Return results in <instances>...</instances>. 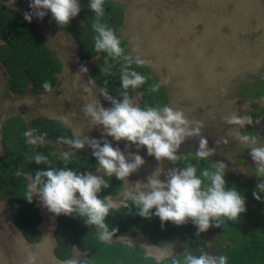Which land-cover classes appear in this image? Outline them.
Segmentation results:
<instances>
[{"label": "rangeland", "instance_id": "1", "mask_svg": "<svg viewBox=\"0 0 264 264\" xmlns=\"http://www.w3.org/2000/svg\"><path fill=\"white\" fill-rule=\"evenodd\" d=\"M113 1L120 4L125 12L120 33L128 41L130 60L140 57L146 61L166 90L167 105L181 110L190 126L199 122L200 134L189 136L181 143L177 149L178 159L174 162L167 159L157 161L147 154L143 146L138 148L135 144L115 141L103 135L102 127L93 125L82 110L84 104L97 99L103 107L111 106L91 76L96 60L82 65L74 39L54 28L51 13L47 12L43 18L33 16L32 20L37 22L49 48L62 61L63 71L58 85L47 93L13 94L0 64V154L3 152L2 137L8 119L20 116L30 123L34 117H46L66 123L74 137L95 138L101 142L106 139L113 147H119L126 157L129 153H136L143 158L144 164L129 175L128 182L124 180L120 194L109 197L117 203L125 190H130L138 181L146 183L153 172L161 171L160 179L164 180L169 170L183 168L182 163L190 158L187 152L198 149L201 138L206 139L209 149H213L208 159L212 163H224L226 175L247 179L255 177L256 165L250 150L240 143L236 132L246 134L245 130H253L256 134L247 135H254L264 143V117L252 119V124L244 128L228 121L233 115H248L246 110L253 103H264L263 100H251L239 94L241 85L264 73V0ZM29 4L30 0H19L9 5L18 10L24 19V13L31 11ZM82 66L87 68L86 73L80 71ZM140 100L141 94L137 92L132 101L138 105ZM60 148L68 155L78 150L70 145ZM80 150L88 158L93 157L87 144ZM184 150L188 151L181 153ZM93 174L104 175L102 169ZM35 198L43 217L39 227L42 237L36 244L27 242L12 221L8 201H0V264H28L30 256L35 257V264H64L54 253L57 215L43 206L38 197ZM187 222L193 224L191 220ZM200 235L204 238L205 252L219 254V248L216 249L218 236L212 226ZM110 241L143 246L148 256L155 252L154 247H172L175 256L181 255L185 248L192 251L182 237H175L164 246L153 244L142 233L135 238ZM85 256L84 252L75 249L71 259L77 257L80 260Z\"/></svg>", "mask_w": 264, "mask_h": 264}, {"label": "trees", "instance_id": "2", "mask_svg": "<svg viewBox=\"0 0 264 264\" xmlns=\"http://www.w3.org/2000/svg\"><path fill=\"white\" fill-rule=\"evenodd\" d=\"M19 0H0V64L7 75L8 87L13 94L31 92L40 95L51 91L59 83V75L63 71L62 61L52 52L39 30L36 21L30 23L23 19L22 14L9 4ZM88 0H81V10L72 18L68 25L59 26L51 16V24L57 30L69 34L75 41L79 51V60L87 65L96 60L92 70V79L101 89L120 99L127 92L131 100L135 94H141L140 107H160L167 105L168 99L164 86L158 81L147 64L137 65L130 60L128 41L120 33L125 12L120 4L113 0H104V14L99 22L111 27L120 38L123 55L112 58L105 52L94 48L93 37L96 35L92 24L97 18L87 8ZM127 67L145 77V82L139 87L127 90L120 85L122 70ZM50 84L45 89L43 84ZM156 91L153 87L157 86ZM240 97L264 101V73L241 85ZM252 119L264 117V103H253L246 110ZM31 130L32 137H37L36 143H30L25 132ZM246 134L255 133L245 130ZM256 134V133H255ZM58 137H74L70 127L59 120L46 117H34L27 122L24 117L14 116L8 119L2 137L3 152L0 154V201L7 200L10 205L14 224L23 234L27 242L36 244L41 240L39 229L43 217L35 197L28 201L26 184L28 178L38 169L45 167H69L78 172H95L99 169L94 157L88 158L86 153L76 150L63 157L61 147L69 145L58 142ZM41 153L48 157L47 162L36 164L33 157ZM189 161L182 167L192 164L197 167L198 174L203 170H211L212 162L189 155ZM255 168V167H254ZM255 171V169H254ZM19 173V174H18ZM104 176L108 188L98 194L100 198L116 197L120 194L124 180L115 176ZM226 187H235L245 197L246 211L237 220L212 226L218 236L219 254L228 257V264H264V194L257 201L252 192L256 185L262 182L257 176L247 179L232 174L224 176ZM84 217L60 214L56 217L54 237L56 246L54 253L58 260L67 261L73 256L75 249L86 254L78 264H157L152 256L140 245H128L120 242L100 241L96 228L84 223ZM109 228L115 227V238H135L142 233L157 246L172 242L175 237H182L191 246L194 254L199 255L204 250V238L197 235V228L186 222L176 225L163 222L158 217H140L135 207L129 202V208L111 209L106 217ZM195 227V228H194ZM181 259L182 256H175ZM162 264H172V259L162 261Z\"/></svg>", "mask_w": 264, "mask_h": 264}, {"label": "clouds", "instance_id": "3", "mask_svg": "<svg viewBox=\"0 0 264 264\" xmlns=\"http://www.w3.org/2000/svg\"><path fill=\"white\" fill-rule=\"evenodd\" d=\"M31 11L24 13V19L29 23L33 16L43 18L47 12L51 13L54 21L59 25H68L70 20L77 16L81 10V0H30ZM89 8L97 18L92 24L96 35L93 37L94 48L105 52L112 58L123 55L120 38L111 27L99 22L103 16L104 0H88ZM137 65L146 61L140 57L135 60ZM81 72H87L86 67H81ZM145 82V77L135 70L125 67L120 76V85L123 89H135ZM45 89L50 84H43ZM157 86L153 87L156 91ZM102 96L111 102L110 107H103L100 101L93 100L83 105V111L90 117L93 125L102 127L103 135L115 141L124 140L135 144L138 148L143 146L148 155L154 156L157 161L178 159L177 149L186 137L200 134L199 122L190 126L185 114L168 105L160 107H140L128 96L127 92L115 98L107 91L101 90ZM244 128L251 125L253 120L250 115H233L229 121ZM240 143L247 146L250 156L255 162L254 175L261 178L262 182L253 190V198L257 201L264 194V143L256 136L236 132ZM30 143H36L42 137H32L31 130L25 132ZM58 142L70 145L73 149H83L87 144L92 149V155L97 161L99 169L105 176H115L118 180H127L144 164L143 158L136 153H129L126 157L119 147L104 139L97 140L87 137H58ZM227 143V140L223 141ZM213 149L207 147V141L201 138L195 157L206 159L212 154ZM65 159L68 153L62 154ZM36 164L47 162L48 157L36 153L33 157ZM225 164L212 163L211 170H203L198 174L197 167L188 164L183 168L169 170L165 179L161 180V171L153 172L147 177V182H136L130 190L122 193L120 201H111L109 197H99L102 189L108 188V182L102 175L93 172H78L69 167H45L38 169L28 178L26 195L28 201L38 197L39 201L50 212L60 215H75L84 217L86 225L96 228L97 238L100 241H110L117 232L115 227L109 228L106 217L111 209L118 206L129 208V202L135 207L137 214L142 218L158 217L161 223L172 222L182 225L188 220L197 228V235L205 232L210 226L219 227L224 219L237 220L246 211L245 197L235 187H226ZM19 174V173H18ZM156 248L149 253L157 264L171 258L172 264H228V257L223 254H209L200 250L199 255L185 248L181 259H176L172 247ZM80 253H78V256ZM28 264H35V257H29ZM64 264H78L74 257Z\"/></svg>", "mask_w": 264, "mask_h": 264}, {"label": "flooded vegetation", "instance_id": "4", "mask_svg": "<svg viewBox=\"0 0 264 264\" xmlns=\"http://www.w3.org/2000/svg\"><path fill=\"white\" fill-rule=\"evenodd\" d=\"M187 139H189V137H186V138H185V140H187ZM185 140H184V141H185ZM182 145H183V147H186V144H185V143H183ZM197 150H198V149H196L195 151H197ZM185 151H188V150H184V151H182L181 153L185 154ZM195 151H193V152H187V153H188V155H193V153H194Z\"/></svg>", "mask_w": 264, "mask_h": 264}]
</instances>
